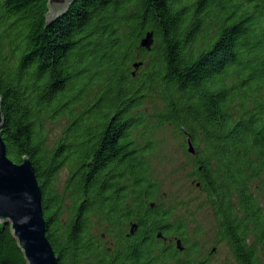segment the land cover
I'll return each mask as SVG.
<instances>
[{"label": "trees", "instance_id": "obj_1", "mask_svg": "<svg viewBox=\"0 0 264 264\" xmlns=\"http://www.w3.org/2000/svg\"><path fill=\"white\" fill-rule=\"evenodd\" d=\"M47 3L0 0V132L32 163L58 264H204L203 209L234 264H264V0H76L50 25ZM115 114L123 156L100 150ZM166 127L196 197L160 199ZM0 264H27L10 226Z\"/></svg>", "mask_w": 264, "mask_h": 264}, {"label": "water", "instance_id": "obj_2", "mask_svg": "<svg viewBox=\"0 0 264 264\" xmlns=\"http://www.w3.org/2000/svg\"><path fill=\"white\" fill-rule=\"evenodd\" d=\"M76 0H48L47 25L65 15ZM154 42L152 32L146 33L140 46L150 50ZM141 63L134 65L138 69ZM3 117L0 98V129ZM188 153L194 148L188 139ZM0 225L10 226L11 232L22 251L27 264H58L50 242L46 237V221L41 202V187L28 157L20 164L11 161L6 155V145L0 132ZM137 229L133 225L131 233ZM178 249L183 250L180 240Z\"/></svg>", "mask_w": 264, "mask_h": 264}, {"label": "rangeland", "instance_id": "obj_3", "mask_svg": "<svg viewBox=\"0 0 264 264\" xmlns=\"http://www.w3.org/2000/svg\"><path fill=\"white\" fill-rule=\"evenodd\" d=\"M66 119L53 120L46 123V134L50 146L54 145L65 130ZM161 142L159 151L153 161V175L160 182V199H175L178 192L181 196L193 198L198 196L191 187V181L187 178L188 169L180 171V165L184 164L180 145L182 141L175 140L169 127L160 131L157 136ZM68 170L63 168L58 174L56 187L62 189L67 180ZM192 192V193H190ZM196 205V204H195ZM198 217L203 221L213 222L208 209L199 212ZM214 264H234L233 258L225 248H221L214 258Z\"/></svg>", "mask_w": 264, "mask_h": 264}, {"label": "flooded vegetation", "instance_id": "obj_4", "mask_svg": "<svg viewBox=\"0 0 264 264\" xmlns=\"http://www.w3.org/2000/svg\"><path fill=\"white\" fill-rule=\"evenodd\" d=\"M120 122V115L119 114H115L114 116H112V119H111V123H110V126H107L106 127V133H105V138H104V141H107V139H111V141H109V143H102L101 145H104V144H109V147H107L106 145V148H104L103 146L100 148V150H104V151H107L105 152L104 154L107 155L108 154V151H113L112 149H114V147H117L115 150L116 152L115 153H111V156L113 155H116V156H123V153L122 152V145L120 146V144H122V137H120L118 134L122 131L120 126H119V123ZM112 128V129H111ZM110 130V131H109ZM109 133V134H108ZM191 140V139H190ZM188 142V138L186 137V143ZM192 142V141H191ZM193 144V143H192ZM193 148L194 145H192ZM196 149H194V154L192 156H195L196 155ZM114 152V151H113ZM198 222H199V225L197 226V228L199 230H202L203 234H204V237L206 239H209L211 240V242L209 243H205L202 245V250H201V255L203 256V260L202 262L204 264H214V258L216 256V254L218 253V251H220L221 248H225V246H222V245H217L216 242L213 240L216 238V235H215V225L216 223L215 222H207V221H203L202 219H198ZM103 238H105L104 235H102ZM173 241H177L178 238L176 237H173L172 238ZM227 249V248H225Z\"/></svg>", "mask_w": 264, "mask_h": 264}]
</instances>
